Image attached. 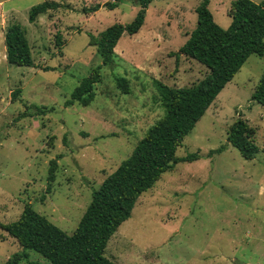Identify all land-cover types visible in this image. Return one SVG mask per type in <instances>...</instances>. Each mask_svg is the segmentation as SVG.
I'll return each instance as SVG.
<instances>
[{
  "label": "rangeland",
  "instance_id": "obj_1",
  "mask_svg": "<svg viewBox=\"0 0 264 264\" xmlns=\"http://www.w3.org/2000/svg\"><path fill=\"white\" fill-rule=\"evenodd\" d=\"M13 1L15 11L7 15V24L26 29L37 67L10 65L5 42L0 40V223L17 221L26 204H32L72 235L93 191L165 115L155 82L190 88L209 75L197 61L175 56L196 29V10L204 0L152 3L141 31L121 38L115 64L103 67V82L95 87V99L87 107L65 103L102 64L90 36L98 37L115 24H130L140 10L135 0ZM46 1L63 7L31 24L30 9ZM209 1L215 22L228 29L234 0ZM115 2L119 4L114 10L103 8ZM98 5L102 8L96 13L84 11ZM263 71L264 57L253 55L225 87L176 153L177 158L198 153L200 160L179 163L143 194L132 218L108 243L109 260L116 264H264V106L252 101ZM116 78L129 81L130 94L122 93ZM32 106L54 111L31 117ZM238 118L247 121L260 148L253 161L228 145L230 128ZM224 145L225 151L211 154ZM53 160L58 161L56 181L46 194ZM22 253L17 240L0 227V264ZM27 253L29 261L52 264L34 251Z\"/></svg>",
  "mask_w": 264,
  "mask_h": 264
},
{
  "label": "trees",
  "instance_id": "obj_2",
  "mask_svg": "<svg viewBox=\"0 0 264 264\" xmlns=\"http://www.w3.org/2000/svg\"><path fill=\"white\" fill-rule=\"evenodd\" d=\"M155 1L135 0L140 10L130 24H115L98 37L90 36V45L97 48L102 64L80 82L65 103L66 107L76 103L87 107L93 102L95 87L103 82V67L114 66L115 49L121 38L125 34L133 36L141 31L146 23L147 11ZM118 4L107 3L103 8L114 10ZM62 7V4L51 1L36 5L29 11V22L35 24L41 15ZM209 7V0L199 5L196 29L175 55H185L197 61L207 68L209 75L190 88H173L155 82L166 109L165 115L147 131L132 155L105 179L98 190L93 191L91 203L72 235L39 214L32 204H26L17 221L0 223V227L23 248L22 254L14 255L4 264H21L23 260H27L26 264H40L29 261L27 251L42 255L52 264H116L105 256V250L120 227L132 218L143 194L154 188L162 175L172 171L179 163L200 160L198 153L185 158H177L176 153L248 59L253 55L264 57V0L259 3L252 0L232 1L229 11L232 24L228 29L215 22ZM101 8L98 5L84 11L87 14L96 13ZM5 45L6 59L10 65L37 67L27 31L21 24L14 23L7 27ZM116 84L123 94L131 93L126 78H116ZM16 97L17 92L14 93ZM252 101L264 106V71ZM32 108L34 112L30 114L31 117H44L54 111V108ZM24 117H27L26 114ZM227 141L245 160L253 161L260 153L253 130L242 118L231 126ZM226 149L227 145H224L211 154ZM57 170L58 161H51L46 194L52 192ZM45 197H42V202Z\"/></svg>",
  "mask_w": 264,
  "mask_h": 264
},
{
  "label": "crops",
  "instance_id": "obj_3",
  "mask_svg": "<svg viewBox=\"0 0 264 264\" xmlns=\"http://www.w3.org/2000/svg\"><path fill=\"white\" fill-rule=\"evenodd\" d=\"M14 2L15 1L13 0H10L9 2H5V3L0 2V7H1L0 40H2V42L3 40L5 42V33H6L7 27L9 26L6 20L7 15L15 11L14 6H13ZM4 54H5V49H4ZM5 59H6V54H5Z\"/></svg>",
  "mask_w": 264,
  "mask_h": 264
}]
</instances>
